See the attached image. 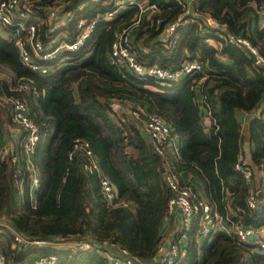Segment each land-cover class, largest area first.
Listing matches in <instances>:
<instances>
[{"label": "trees", "instance_id": "obj_1", "mask_svg": "<svg viewBox=\"0 0 264 264\" xmlns=\"http://www.w3.org/2000/svg\"><path fill=\"white\" fill-rule=\"evenodd\" d=\"M115 1L33 0L29 22L37 24L35 39L45 47L60 39L73 41L93 24L85 43L76 51H67L63 60L38 58L31 43H25L37 64L51 66L47 71L23 62L13 36L0 37V63L18 76L10 83L0 79V89L27 101L40 132L33 155L40 178L34 198L27 169L18 175L10 157L0 155V255L5 264H35L33 255L50 254L58 256L56 264H114L112 257H120L122 249L153 262L172 194L164 175L169 168L181 184H190L225 218L264 224V191L256 207H249L251 187L236 167L243 154L256 182L264 179V116L249 120L244 129L239 118L240 112L252 111L264 99V65L256 64L245 49L213 32L206 34L200 28L201 17L180 26L173 43H162L158 37L162 28L182 12V6L174 0H149L159 9L132 31L138 59L175 66L197 57L205 69L170 84L138 78L111 56L117 32L137 14L136 7H127L105 18ZM195 3L200 13H209L227 30L250 39L264 54V27L257 24L258 13L251 0ZM56 4L62 7L53 27L48 10ZM6 26L9 34L18 31L13 25ZM26 32L19 30L25 38ZM209 38L216 39L220 48ZM19 79L33 89H14ZM116 100L170 118L177 149L166 147L160 154L139 117L113 110ZM202 106L212 118L208 130L202 122ZM76 138L88 144L98 167L85 168L89 163L85 150L69 157ZM247 138L252 144L249 157ZM186 173L203 185L205 195L190 178L184 179ZM102 176L115 187L112 200L102 192ZM5 224L29 239L60 241L67 246H13ZM199 227L197 216L176 264H264V251L254 242L225 230L202 242ZM81 242L90 247L82 248Z\"/></svg>", "mask_w": 264, "mask_h": 264}, {"label": "built area", "instance_id": "obj_2", "mask_svg": "<svg viewBox=\"0 0 264 264\" xmlns=\"http://www.w3.org/2000/svg\"><path fill=\"white\" fill-rule=\"evenodd\" d=\"M174 1L182 6V12L171 21L167 22L162 28L158 36L162 43H173L177 34V29L180 26L198 22V17H201L203 20L200 23V28L204 32H213L225 42L245 49L249 54L252 53L255 55L254 61L256 64L264 65V54L260 52L259 48L254 45L250 39L227 30L223 24L219 23L209 13H200L195 5L196 0ZM251 2L258 13L257 24L260 27H264V0H251ZM32 4L33 0H0V25H13L18 30L16 33H13V38L15 45L19 49L20 56L26 65L36 70L41 69L42 71H47L51 69V66H40L37 64L31 52L26 48L25 43L27 41L31 43L34 53L37 54L38 58L63 60L67 57V51H76L85 43L86 37L93 29V24L86 26L77 39L73 41L60 39L58 42L53 41L45 47L41 41L35 39L37 24L29 22L32 16ZM61 7V4H56L48 10V19L49 22L51 21L53 24V27L57 26L58 22L55 20H57ZM127 7H136L137 14L131 22L126 23L124 27L117 32L111 45L110 52L112 58L124 64L127 69L138 78H153L163 84H170L186 76L204 71L205 64L197 57L186 58L175 66H162L156 63H145L139 60L134 50L135 45L131 36L132 31L145 17H150L152 14L156 13L159 8L157 3L150 2L149 0H116L115 8L107 12L104 17L113 18L118 11ZM159 22L160 19L157 20V23ZM19 30L27 31L26 38L19 33ZM220 45L221 44L218 42L219 47ZM221 58L224 57L221 56ZM14 89L31 90L33 88L30 84L20 81L19 79V84L15 86ZM1 98L9 102L12 112V124L21 128L22 134L15 142L3 146L0 155L10 157L12 163L16 165L18 175H21L22 172L27 169L29 174L27 179L30 185L31 196L40 183L39 170L34 163L33 157L36 144L40 139L39 127L30 117L29 106L24 98L17 95L6 94L2 88L0 89V99ZM121 105L123 104L120 101H114L112 103L113 110L122 112L120 109ZM204 108L206 107H201L202 115ZM206 109L208 110V108ZM123 113H131L142 120L143 130L152 140L155 148L160 154H164L166 147L169 149L175 148L169 145L173 134L175 135L170 118L154 112H142L141 107L131 108V106H129V110L123 111ZM242 113L243 112H241V115ZM241 115H239V118L242 121V129H244V121ZM176 149L177 147L175 150ZM78 150H85L86 154L89 156V163L85 164L86 169L91 170L94 167H98L97 160L92 150L88 147V144L80 138L74 140L73 146L69 151V157L72 158ZM246 163L247 159L241 154L236 167L242 170L246 182L251 187L248 195V206L254 208L257 205L259 193L252 187L254 172ZM164 175L172 191L167 204L166 218L176 213L180 214V229L176 234V238L170 242L161 240L157 249L158 256L153 262L143 260L127 249H122L120 257H112L114 264H176L180 255L184 252V244L188 239L194 219L197 216H199L200 220V238L203 236L209 238L219 230H225L227 233L238 237L240 240L254 242L259 250L264 251V224L255 226L244 223L240 218L237 220L225 218L218 208L210 204L205 197L198 196L190 184H181L178 174L173 169L169 168L164 170ZM22 180L23 177L21 179V187L23 188ZM101 189L108 200H112L115 197V187L109 178L101 177ZM5 225L11 233L13 246L21 247L23 245H33L42 247L51 244H62V246H67L66 243L60 241L29 239L13 226L9 224ZM79 245L82 248L90 247V244L87 242H81ZM57 258L58 256L56 254L41 255L35 259V264H56ZM0 264H5V259L2 254L0 255Z\"/></svg>", "mask_w": 264, "mask_h": 264}, {"label": "crops", "instance_id": "obj_3", "mask_svg": "<svg viewBox=\"0 0 264 264\" xmlns=\"http://www.w3.org/2000/svg\"><path fill=\"white\" fill-rule=\"evenodd\" d=\"M6 25H0V37L1 38H10L13 36V34H9V32L6 30ZM207 34V32H206ZM209 42L211 44H213L214 46H216L217 48H220L218 46V41H216V39L214 38H209ZM187 54H190L187 51ZM18 78L17 74L6 64L0 63V79L4 80L6 83H10V82H14L16 79ZM4 92L6 94H8L6 92L5 89H3ZM199 99L200 101L202 100V94L200 93L199 95ZM132 104L128 103V105H121L120 109L121 111H128L129 110V106H131ZM133 106V105H132ZM150 111H152L150 109ZM11 106L9 104V102L3 98L0 99V151L3 148V146L5 145H9L13 142H15L16 140H18L19 136L22 134L21 132V128L15 126L12 124V114H11ZM239 115H241V112L239 113ZM264 116V99L262 100V102L259 104L258 107H256L252 112H243L241 117L244 121V128L245 125L248 124L249 120L255 118V117H263ZM212 118L211 115L208 113V110L206 108H204L203 111V115H202V122L205 126V129L208 130L212 124ZM247 144H245V151L247 156L249 157L250 155V151L252 149V144L250 139H246ZM171 146H174L175 148L178 147L179 142H178V138L176 136V134L172 136L171 142L170 144ZM174 148V149H175ZM173 149V148H171ZM255 175V174H254ZM191 179V181H193L198 190L205 195V191L203 188V185L199 182L197 183L191 174L186 173L185 174V180L187 179ZM252 187L254 188V190H256L258 193L261 192V190L264 191V179L260 182L257 183L256 182V177H253L252 180ZM32 195H34V193H32ZM31 195V196H32ZM262 195V192H261ZM262 197V196H261ZM259 197V198H261ZM32 198V197H31ZM180 214L176 213L172 216H169L168 218H166L163 222V226H162V241L164 242H170L172 240H174L176 238V234L179 232L180 229Z\"/></svg>", "mask_w": 264, "mask_h": 264}, {"label": "rangeland", "instance_id": "obj_4", "mask_svg": "<svg viewBox=\"0 0 264 264\" xmlns=\"http://www.w3.org/2000/svg\"><path fill=\"white\" fill-rule=\"evenodd\" d=\"M59 54H60V53H59ZM59 54H58V55H59ZM62 57H63V56H62ZM63 58H64V57H63ZM63 58H62V59H63ZM20 179H22V178H20ZM22 184H23V180H22ZM34 191H35V190H34ZM34 191H33V193H34ZM31 197L34 198V195H32ZM212 237H213V236H212ZM201 239H202V242H204V241L206 240V236H203ZM38 254H39V253H38ZM40 255H41V253H40ZM33 256H34L35 259H36L37 256H35V255H33Z\"/></svg>", "mask_w": 264, "mask_h": 264}, {"label": "water", "instance_id": "obj_5", "mask_svg": "<svg viewBox=\"0 0 264 264\" xmlns=\"http://www.w3.org/2000/svg\"><path fill=\"white\" fill-rule=\"evenodd\" d=\"M250 56H251V58H252L253 60H255V55H254V54L250 53ZM162 170H164L163 167H162ZM258 197H261V192H259Z\"/></svg>", "mask_w": 264, "mask_h": 264}]
</instances>
